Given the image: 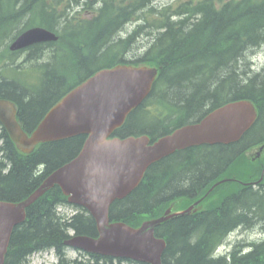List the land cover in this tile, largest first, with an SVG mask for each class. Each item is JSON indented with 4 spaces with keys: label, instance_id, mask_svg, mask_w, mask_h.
I'll use <instances>...</instances> for the list:
<instances>
[{
    "label": "trees",
    "instance_id": "obj_1",
    "mask_svg": "<svg viewBox=\"0 0 264 264\" xmlns=\"http://www.w3.org/2000/svg\"><path fill=\"white\" fill-rule=\"evenodd\" d=\"M47 1L0 0V12L8 13L7 18L0 17V76L8 71L11 77H17L14 82L5 78L0 82V100L15 103L23 129L32 133L70 90L97 71L121 64L146 65L160 71L149 97L113 137L150 134L155 140L180 126L198 122L228 103L252 101L258 109V119L239 142L193 147L153 164L130 195L112 204L110 218L112 222L139 227L145 220L161 217L174 202L185 210L202 200L197 212L156 228L155 235L167 243L163 263L264 264V251L259 250L239 255L236 247L230 262L211 255L240 223L251 226L239 210L260 209L258 202H251L256 191L252 185L245 188L240 183H227L206 196L221 180L236 178L242 183H254L264 170V152L257 162L244 155L264 146V80L239 82L242 75L236 71L238 55L264 43V0H184L178 6L157 7L148 6L152 0ZM130 1H135L136 8ZM19 2L31 9H19ZM146 10L152 13L147 29L155 34L149 46L133 48L134 37L111 41L112 24L119 30L141 20V13ZM104 21L107 25L103 28L99 25ZM19 24L23 27L19 28ZM36 26L57 32L60 40L31 47L30 56L40 50L42 57L50 48L57 68L36 71L33 79H24L21 85V68L15 62L24 51L11 52L9 45ZM138 28L137 35L145 29ZM99 30L101 34L88 43L80 37L87 33L97 35ZM109 42L111 46L106 48ZM133 53L129 59L127 55ZM86 139L87 136H77L42 144L34 153L25 155L0 123V201L19 203L28 199L50 174L77 157ZM262 182L260 188H264ZM59 204L68 202L56 186L27 209L25 222L13 231L5 264H24L32 252L51 249L56 251L57 264L131 262L93 254L68 259L63 242L71 237V232L75 236L98 237V230L93 217L76 206L72 207L78 210L77 214L62 223L56 212ZM261 214L264 216V212Z\"/></svg>",
    "mask_w": 264,
    "mask_h": 264
},
{
    "label": "water",
    "instance_id": "obj_2",
    "mask_svg": "<svg viewBox=\"0 0 264 264\" xmlns=\"http://www.w3.org/2000/svg\"><path fill=\"white\" fill-rule=\"evenodd\" d=\"M58 39L55 33L34 27L19 35L10 51ZM158 73L159 68L146 65L102 69L52 107L31 134L20 125L15 103L0 100V123L23 154L34 153L41 144L87 136L77 157L49 176L28 199L19 203L0 201V264H5L13 231L26 220L27 209L55 186L62 189L71 205L83 207L91 214L99 231L96 238L73 237L66 245L89 254L164 264L167 243L156 237V228L195 213L201 200L181 212H177L176 205L171 206L163 216L146 220L138 228L112 222L111 205L130 195L150 166L176 152L238 142L256 123L258 109L252 101L241 100L219 107L200 122L155 141L148 135L112 138L132 111L149 97ZM263 178L264 172L259 182ZM226 181L216 183L207 196Z\"/></svg>",
    "mask_w": 264,
    "mask_h": 264
},
{
    "label": "bare ground",
    "instance_id": "obj_3",
    "mask_svg": "<svg viewBox=\"0 0 264 264\" xmlns=\"http://www.w3.org/2000/svg\"><path fill=\"white\" fill-rule=\"evenodd\" d=\"M159 1L160 0H152L150 3H148V6H150V5H151V7H153V5H154V7L161 6L160 4H158ZM46 2L49 3V1H47V0H46ZM130 5L135 6L134 8H136L135 1H130ZM17 7L19 9H23V10H29V9H31V7L29 5H27V4L23 3V2H19L17 4ZM115 8L116 7H113V10ZM151 14L152 13L149 10H146V11H144V12L141 13V20H137V22L127 23L125 26L121 27L119 30H117V26L115 27V25L113 26V24H112V26L109 27V28H112L111 30L109 29V33L111 31V33H110V39H111V41L113 40L114 42H117L119 39H122L123 40V39H127V38H130V37H134V43L135 44L133 45V48H137L139 45L142 44V43H140L141 42V39L143 38V36H145L146 32H148L147 31L148 30L147 29V27H148L147 20L150 18L149 15H151ZM0 17H1V19L7 18L8 17V13H4V10H2L0 12ZM106 25H107V23L104 21V22L100 23L99 26H103V28H104V27H106ZM139 26H143V27H145V29H143V31H141L140 34L137 35L138 29H139L138 27ZM22 27H23V25L19 24V28H22ZM163 30H165V29H163ZM71 31L72 30H68L69 33H71ZM51 32L55 33L58 36V38H59L58 41H59L60 40V35L57 32H55V31H51ZM59 32H60V30H59ZM101 32L102 31L99 30V32H98L97 35H95L96 33H93L91 35H89L87 33L86 35H83V36H80V37L82 38V40L85 43H88L94 36H97L98 37L99 34H101ZM148 38H150L151 40H153L155 38V34L154 33L149 34ZM107 46L108 47L111 46V42L107 43L106 48H107ZM263 47H264V43L261 44V45H259V46H256V47H250V48L246 49L244 52L242 51L238 55V57L236 59L237 60L236 71L238 73H240V75H242V76H239L238 77L239 78V82H241V81L242 82L243 81H249V80H251V78H254V79L259 80V81H263L264 80V63L260 65L255 60V55L257 53H259L260 50ZM29 49L30 48H27V49L22 50V51H24L22 55L27 54L22 62L20 61L21 57H18L16 59V62H15V65L16 66H20V68H21V70H19V72H21L20 82H18L21 85L24 82V78H23V75L24 74L29 73V75H31V74H34L36 71H44V72L50 71V70L54 71L57 68V64L52 59V56L47 57L46 54L44 55V52H43L42 53V57H40L39 56L40 50L35 51L30 56ZM49 49L50 48L46 49V51L49 50ZM104 49H105V47H104ZM104 49H103V51H104ZM98 53L99 52L97 51V54ZM138 55H140V54L138 53ZM127 57L129 59H132L134 57V53L127 55ZM121 65H129V64H121ZM5 72L7 73V75H2V77L0 76V82L4 81V78L6 80H8L9 82H14L17 77L15 76L13 78V77H11L9 75V72L8 71H5ZM229 74H231V72H229ZM158 76H159V73H158ZM158 76H157V78H158ZM229 76H231V75H229ZM157 78H156V80H157ZM45 91H44V93H45ZM50 93H51V91L49 92V94ZM68 93H70V91ZM138 108H136L135 110H133L132 113L134 111H136ZM150 109L152 110L153 107H151ZM205 117H203V118H205ZM202 119H200L198 122H200ZM198 122H195V123H198ZM189 124H194V123H188V124H185L183 126H180V127L176 128V129H174L171 133H173L175 130H178V129H180V128L186 126V125H189ZM171 133H169V134H171ZM169 134H167V135H169ZM167 135H164V136H167ZM164 136L157 137L155 140L160 139V138H162ZM129 137H131V136H128V137H125V138H120V139H124L125 140V139H127ZM112 138H116V137H113L112 136ZM10 139H11V137H10ZM61 141H63V140H61ZM57 142H59V141H57ZM49 143H51V142H49ZM262 147H264V146H261L257 150L258 157H260L263 154L262 151H260V149ZM25 155H27V154H25ZM173 155L174 154H172V155H170V156H168L166 158H169V157H171ZM39 170H38V172L41 173V171L43 170V168L40 166L39 167ZM56 171H54V172H56ZM52 174H50L49 176H51ZM227 183H242V181L239 180V179L233 178V179H228L224 184H227ZM262 183L263 182H256V183H251V184L248 185L249 187L252 185V187L256 190L254 192V194H253L254 195L253 197H255V198H253L251 200V202H258L259 205H260V209L259 210H253L251 212H248L246 210H241V209L239 210V215L241 217H243V218L249 219L250 220V223H251L250 224L251 226L247 225L245 222H242V223H240L238 225V227H236L235 229H233L232 231H230L228 233V235H227L224 243L221 246H217L215 248V250L212 252L211 255H212L213 258H218V259H220V258H226L230 262L231 259H232L231 254H233V252L235 251V249H237L236 247H239L237 249L239 255H241V252H242L243 255H245V254H248V253L250 254L252 252H255L256 250L264 251V243H262L260 245L258 243V245H256L254 248H246V246L242 242H240V241L236 242L235 244L228 245L230 243L231 237H233V236H242V235H245V234H259V235H257V240L264 238V221L262 219V217H264V216H262V214H261L262 212H264V190H263L264 188H260V184H262ZM171 187L173 188V187H175V185H171ZM61 191H62V189H61ZM64 196L67 198V202H68V197L65 194H64ZM68 204H59L56 207L57 215L62 220L61 221L62 223H67V221L69 222L70 219L73 217V215L71 214V204L69 202H68ZM153 219H156V218H153ZM148 220H152V219H148ZM96 225H97V223H96ZM70 230H72V229L69 228L68 231H70ZM97 230H98V227H97ZM73 234L74 233L71 232V237L69 239H66L63 242L64 245H65V247L67 248V252L69 250H75V249H73V247L66 245V242L67 241H69L73 237H78V236H75ZM98 235H99V231H98ZM85 237H89V236H85ZM91 238H96V237H91ZM49 251H53L56 254V251L54 249L47 250V251H43V250L36 251V252L34 251V253L32 252L30 255H28V257H27L28 258V261L26 263H24V264H30V260L31 259H33L34 257H36L38 255H43L44 253L49 252ZM75 251L78 252V255H79L78 259H81V254H85V255L86 254H89V253H85V252H82V251H79V250H75ZM67 252H66V257L68 259H71V260H76L77 259V258H73L72 259V258L68 257ZM93 255H96V254H93ZM116 260H118V259H116ZM121 260L128 261L129 259H121ZM129 261L133 262L132 264H136V263L147 264V263L136 262V261H133V260H129ZM115 262H117L118 264L131 263V262H122V263H120L119 261H115Z\"/></svg>",
    "mask_w": 264,
    "mask_h": 264
},
{
    "label": "rangeland",
    "instance_id": "obj_4",
    "mask_svg": "<svg viewBox=\"0 0 264 264\" xmlns=\"http://www.w3.org/2000/svg\"><path fill=\"white\" fill-rule=\"evenodd\" d=\"M86 0H82V2H85ZM182 1L184 0H160L158 4L160 5H167V4H171V5H174V6H178ZM151 22V20H150ZM148 32H150V34L154 33L151 31V29H148L147 30ZM149 34H145V36H143V38L141 39V46H149L150 43L152 42V40L150 38H148ZM51 49L47 50L46 51V56L49 57L51 56ZM27 54L25 55H21V59L20 61L22 62L25 58ZM255 60L261 65L264 63V47L260 50L259 53H257L255 55ZM65 63V61H64ZM63 71H65V69H63ZM34 74H31L29 75V73L25 74V76H23L24 79H27V78H32ZM257 235L259 234H245V235H242V236H233L231 237L230 239V243L228 245H232V244H235L236 242L240 241L242 243L244 242H248V241H253L255 239H257ZM228 248V247H227ZM68 254V257L70 258H78L79 255H78V252L75 251V250H69L67 252ZM58 262V258L57 256L55 255V253L53 251H49V252H46L44 253L43 255H38L36 257H34L33 259L30 260V264H56ZM114 264H118L117 262H115ZM122 264H132V263H122Z\"/></svg>",
    "mask_w": 264,
    "mask_h": 264
},
{
    "label": "flooded vegetation",
    "instance_id": "obj_5",
    "mask_svg": "<svg viewBox=\"0 0 264 264\" xmlns=\"http://www.w3.org/2000/svg\"><path fill=\"white\" fill-rule=\"evenodd\" d=\"M244 155H245V157L250 159L252 162L260 161L262 156H263V154H262L260 157H258L257 151L254 150V149L251 150V151H246L244 153ZM254 183H256V182H254ZM240 184H242L245 188H247V186H245L244 183H240ZM258 243H259V245L264 243V238L258 239V240L256 239V240H253V241L244 242V245L246 246V248H254L256 245H258Z\"/></svg>",
    "mask_w": 264,
    "mask_h": 264
}]
</instances>
